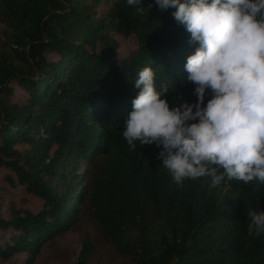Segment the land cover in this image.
Returning <instances> with one entry per match:
<instances>
[{
    "label": "trees",
    "instance_id": "obj_1",
    "mask_svg": "<svg viewBox=\"0 0 264 264\" xmlns=\"http://www.w3.org/2000/svg\"><path fill=\"white\" fill-rule=\"evenodd\" d=\"M174 11L155 0H0V199L19 184L41 202L8 199L0 211V264H41L44 246L69 264L96 250L112 257L102 264H264V233L249 232L247 215L264 211V183L178 185L161 148L130 150L123 137L144 67L170 107L196 102L184 65L199 45ZM70 230L78 248L57 249Z\"/></svg>",
    "mask_w": 264,
    "mask_h": 264
},
{
    "label": "clouds",
    "instance_id": "obj_2",
    "mask_svg": "<svg viewBox=\"0 0 264 264\" xmlns=\"http://www.w3.org/2000/svg\"><path fill=\"white\" fill-rule=\"evenodd\" d=\"M127 4L141 5V0ZM155 4L174 8L173 17L190 33L189 43L199 45L184 65L197 99L170 107L163 98L168 89L157 91L153 70L141 69L122 133L130 150L136 142L161 148L157 158L178 185L205 176L212 186L233 180L264 183V0ZM206 90L212 96L205 104ZM247 215L249 232L264 233V211Z\"/></svg>",
    "mask_w": 264,
    "mask_h": 264
},
{
    "label": "rangeland",
    "instance_id": "obj_3",
    "mask_svg": "<svg viewBox=\"0 0 264 264\" xmlns=\"http://www.w3.org/2000/svg\"><path fill=\"white\" fill-rule=\"evenodd\" d=\"M22 91L19 88H16V94L14 98H17ZM2 182V169H0V184ZM8 199H14L16 204L20 206H25L31 210H36L40 205V200L37 197L32 196L30 193L26 192L23 187L19 184H15V186H7V188L3 191V197L0 199V211L3 215H7V203ZM22 200V202H21ZM57 249L66 250L67 252L71 248H78V237L76 231H67L62 235L55 237L54 244ZM104 249V248H103ZM105 250V249H104ZM51 249L49 247L44 246L42 252L38 256V261L41 264H69L67 260L59 261L60 259L53 257L51 254ZM106 252V250H105ZM107 254L109 256H107ZM20 255H16L17 258H20ZM112 259L109 253L103 254L102 251L96 250L91 254L90 264H96L99 262H110ZM115 264L114 261H112ZM122 264V263H120Z\"/></svg>",
    "mask_w": 264,
    "mask_h": 264
}]
</instances>
